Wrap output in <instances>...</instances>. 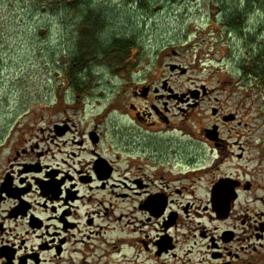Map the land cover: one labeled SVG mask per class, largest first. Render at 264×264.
Wrapping results in <instances>:
<instances>
[{
  "label": "flooded vegetation",
  "instance_id": "af4514ba",
  "mask_svg": "<svg viewBox=\"0 0 264 264\" xmlns=\"http://www.w3.org/2000/svg\"><path fill=\"white\" fill-rule=\"evenodd\" d=\"M227 11L226 25L233 31L241 21L232 23ZM158 67L161 75L148 74L143 82L127 78L124 89L130 90L116 95L104 112L113 111L122 125L132 124L117 129L122 142L138 129L135 142L129 141L144 148L127 155L125 168L121 154L110 160L99 152V125L81 139L63 140L74 133L73 126L55 124L52 144L60 147V139L72 148L60 149L61 159L53 152L49 163L42 162L44 152L24 147L8 160L9 171L0 176L4 264H257L263 259L264 181L256 168L249 170L248 157L249 147H259L263 166L264 144L246 138L240 118L249 91L232 103L235 91L206 84L176 89L164 77L163 65ZM168 68L182 75L188 71L175 62ZM137 135L150 142V151ZM23 156L33 160L19 162ZM53 179L57 187H50ZM224 185L230 190L220 200ZM121 208L128 212H118ZM122 251H129L130 260H119Z\"/></svg>",
  "mask_w": 264,
  "mask_h": 264
},
{
  "label": "rangeland",
  "instance_id": "374dc122",
  "mask_svg": "<svg viewBox=\"0 0 264 264\" xmlns=\"http://www.w3.org/2000/svg\"><path fill=\"white\" fill-rule=\"evenodd\" d=\"M83 2L85 9L102 17L103 28L95 41L94 27L83 28L81 20L77 25L73 20L77 9L67 13L61 11L64 8H47L43 0H0V176L9 171L8 160L16 150L33 147L36 152H44L42 162L49 163L50 153H57V159H61L60 149H72L63 147L64 139L75 135L81 139L84 131L96 125L103 137L99 152L110 160L121 154V166L125 168L127 155L136 156L143 151V145L129 141L135 142L132 134L138 133V129L127 131L126 141L122 142L117 129L130 128L132 124L124 120L126 125H122L113 111L104 112L107 107H113L116 95L130 90L124 89L127 78L143 82L148 74L161 75L158 64L163 65L164 77L176 89L206 84L226 93L235 91L232 103L243 101L239 93L249 91L240 118L246 126V138L256 145L264 144V89L256 88L254 80L244 79L239 71V61L247 54L249 44L264 42V0L258 3L243 0L242 6L241 0ZM255 5L258 10L253 9ZM227 10L243 11L240 23L247 26L248 35L232 31L226 25L224 11ZM121 36L135 44L129 47L121 65L114 66L113 70V56L104 59L84 52L90 63L85 65L88 86H72L66 69L69 55L77 53L79 44L87 46L97 42L107 46ZM171 62L188 71L185 75L171 73L168 68ZM66 123L73 126L74 133L63 140L57 139L60 144L57 147L51 142L53 127ZM136 138L151 150L150 142L139 135ZM249 148V170L256 168L258 177L264 181V162L259 167L260 148ZM73 150L79 152L77 147ZM32 160L30 156H23L19 162ZM103 196L111 195L103 193ZM121 205L124 208L128 204ZM122 208L118 212H128ZM120 256L121 262L130 260L129 251H122ZM257 264H264V257Z\"/></svg>",
  "mask_w": 264,
  "mask_h": 264
},
{
  "label": "trees",
  "instance_id": "16d2710c",
  "mask_svg": "<svg viewBox=\"0 0 264 264\" xmlns=\"http://www.w3.org/2000/svg\"><path fill=\"white\" fill-rule=\"evenodd\" d=\"M249 1L250 0H248V2ZM253 1L256 2L257 0ZM83 3V0H59V3L54 4L51 8H64L61 11H65L67 13L71 12L74 9H77L73 20L75 21L76 25L78 21L81 20L83 28L90 29L94 27L96 31H94L93 34V41H95V38L97 37L96 34H98V31L103 28V21L101 20L102 17L99 16L97 12L85 9ZM47 8L50 7L47 6ZM231 12L233 15L231 22L235 24L236 20H240V16L243 15V11L239 12L233 10ZM246 27V25L240 27V23H238L235 31H241L239 32L240 34L248 35L245 32ZM249 35H252V32H249ZM96 43L94 45L89 44L87 46L79 44L78 50H76L77 53H73L74 55L71 53L69 55V63L68 68L66 69V76L72 86H88V81L86 79H89V75H86L85 73V65L87 63L89 66L90 63L87 62L88 56L84 55V52H89L91 55H99L104 59L110 58L114 54H118L123 58L124 55L127 54L129 47H132L133 45L132 40L125 36L113 39L110 45L107 46H104L101 43ZM86 47H88L87 51L85 49ZM119 64L121 65V60L119 62H112L111 65L113 66V70L115 68L114 66H118ZM90 71H92V68H90ZM239 71L244 75V79L247 77L248 79L252 78L254 80L256 88L261 87L264 89V42H251V44H249L247 54H244V56L239 61ZM80 75H82L83 78H79Z\"/></svg>",
  "mask_w": 264,
  "mask_h": 264
},
{
  "label": "snow or ice",
  "instance_id": "6c2138e0",
  "mask_svg": "<svg viewBox=\"0 0 264 264\" xmlns=\"http://www.w3.org/2000/svg\"><path fill=\"white\" fill-rule=\"evenodd\" d=\"M43 2L48 6V7H52L54 4L59 3V0H43ZM243 5V0H241V6ZM122 59V57H120L118 54H114L113 55V62H119ZM50 187H57V185L55 184V180L53 179L52 184L50 185ZM230 190V188L227 185H224L220 188L219 190V199L223 200L224 196L226 195V193ZM3 196L0 195V199H2ZM153 206H158V202L153 201L152 202ZM162 211V209H161ZM215 214V213H213ZM164 215L166 216L167 213H164ZM0 255H2V253H0ZM0 264H4V261L2 259H0Z\"/></svg>",
  "mask_w": 264,
  "mask_h": 264
}]
</instances>
